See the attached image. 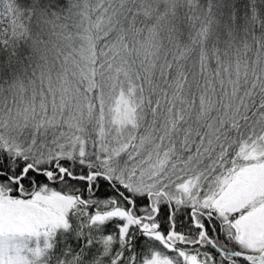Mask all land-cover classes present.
I'll return each mask as SVG.
<instances>
[{
	"label": "snow or ice",
	"instance_id": "obj_1",
	"mask_svg": "<svg viewBox=\"0 0 264 264\" xmlns=\"http://www.w3.org/2000/svg\"><path fill=\"white\" fill-rule=\"evenodd\" d=\"M0 264H264V0H0Z\"/></svg>",
	"mask_w": 264,
	"mask_h": 264
}]
</instances>
